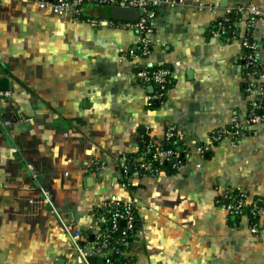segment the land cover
<instances>
[{
  "label": "crops",
  "instance_id": "obj_1",
  "mask_svg": "<svg viewBox=\"0 0 264 264\" xmlns=\"http://www.w3.org/2000/svg\"><path fill=\"white\" fill-rule=\"evenodd\" d=\"M173 1L150 20V53L132 59L124 52L136 34L109 22L108 5L86 3L74 17L37 0H0V78L11 83L0 99L10 122L0 124V264H77L54 212L87 231L112 197L137 210L138 264H264V122H247L252 106L264 112V94L246 90L264 77L243 64L245 37L264 62V21L239 13L215 26L226 9H264V0ZM142 64L172 70L163 100L138 81ZM169 126L183 155L174 170L124 177L122 155ZM234 190L258 214V235L246 218L227 221Z\"/></svg>",
  "mask_w": 264,
  "mask_h": 264
},
{
  "label": "built area",
  "instance_id": "obj_2",
  "mask_svg": "<svg viewBox=\"0 0 264 264\" xmlns=\"http://www.w3.org/2000/svg\"><path fill=\"white\" fill-rule=\"evenodd\" d=\"M180 1V0H179ZM86 2H95L105 5H117L124 7H136L141 11L140 16L136 20H115L109 22L112 25L120 26L122 28L133 31L136 34V43L125 50L124 55L132 59H143L151 51V39L153 28L149 21L155 16L156 10L161 2L174 4L173 0H37L39 8H47L56 16H77ZM235 13H246L249 24L257 20L264 21V9L257 8L253 5L244 7L228 8L225 10V15L232 11ZM219 26L218 30H221ZM215 35H220L219 31ZM264 38V36H263ZM243 47L250 49V53L246 58L244 64L248 70V74L252 76L258 73L259 76L264 77V62L257 59L255 50L257 48V41L252 38L243 39ZM136 77L142 84H151L154 88L151 99L163 100L168 93V85L172 81V70L169 67L162 65H146L142 64L136 71ZM255 88L259 89L261 94H264V87L257 85L254 80H248L246 83V90L251 93ZM9 94L8 90L0 89V99ZM248 123L264 122V112H257L256 106H252L247 116ZM8 120L0 118V124L6 128L9 125ZM238 124L228 131L231 135H238L240 133ZM175 135L173 126H169L163 137L152 144L159 147L161 142L169 141ZM207 148V147H204ZM18 149L14 146L13 152ZM144 151L140 155V162L135 169L136 174H155L160 165L164 162H170L175 159L173 166L180 158L181 153L176 149H157L152 152L151 160H144ZM123 167L126 164L123 163ZM27 168L33 171V166L27 164ZM46 200L50 203V195L42 190ZM245 194L240 193L238 197L228 193L226 196V203L223 204L227 213H237L242 218L248 219L245 209ZM249 212L255 215V209L249 208ZM257 214V213H256ZM93 221L89 230L84 231L73 223H63L72 245L75 249V257L77 264H138L137 258L131 252V247L137 239L138 234V216L135 205L131 201H124L116 197L108 198L99 204L93 210ZM249 222V221H248ZM249 232L253 235H258L260 226L256 223H248ZM91 258H96L98 261L92 263Z\"/></svg>",
  "mask_w": 264,
  "mask_h": 264
},
{
  "label": "trees",
  "instance_id": "obj_3",
  "mask_svg": "<svg viewBox=\"0 0 264 264\" xmlns=\"http://www.w3.org/2000/svg\"><path fill=\"white\" fill-rule=\"evenodd\" d=\"M86 3L98 4L100 6L105 5V4L95 3V2H86ZM84 5H83V7H84ZM82 12H83V8L77 16L82 17ZM236 17H238V15L233 10L230 14H226L223 19H218L215 23V26L216 27L223 26L224 29H226L228 26H231V23L233 22V20ZM149 23H150V21H149ZM244 50H245V55H244V63L243 64H245L246 58H247L248 54L250 53V49L244 48ZM245 70L248 72V70L246 68H245ZM170 86H172V81L168 85V89L170 88ZM173 139H174V137L172 139H170L169 141L163 140L161 142V145L159 147H156V145L152 144L151 138L147 137L146 135H143L139 141L138 150L136 152H128V153H125L122 155L123 158L125 159V164H126V167L121 168L123 176L127 177V176H129V174H131L135 171V169L138 167V164L141 160L140 155L143 151H144V154H143L144 160H151L152 152H154L156 150V148L157 149H176L175 145L172 144ZM181 158L183 159V155L181 156ZM178 160H179V158H177V161ZM173 164L174 163L171 161L170 162H164L160 165V168L165 169L167 171H173L174 170ZM139 174H141V173H139ZM241 192H242L241 190H234L231 192V194L238 197ZM245 201H246V194H245ZM244 207H245L248 215H250V217L248 216V221H249L248 223L249 224L250 223H253V224L258 223V214H256V212H255V215H252L249 212V208H253V207H251L249 204H247V202H245ZM241 219H242V217L240 215H238L237 213H227V221L229 223H232V224L233 223H239L241 221ZM90 261L92 263H94V262H97L98 260L96 258H91Z\"/></svg>",
  "mask_w": 264,
  "mask_h": 264
},
{
  "label": "water",
  "instance_id": "obj_4",
  "mask_svg": "<svg viewBox=\"0 0 264 264\" xmlns=\"http://www.w3.org/2000/svg\"><path fill=\"white\" fill-rule=\"evenodd\" d=\"M107 10L108 17L115 20H136L141 14V11L136 7L108 5ZM10 84L7 79L0 78V89L7 90ZM153 104L157 105L158 101L155 100ZM258 113H260L259 110ZM172 161L175 162V159L173 158Z\"/></svg>",
  "mask_w": 264,
  "mask_h": 264
},
{
  "label": "rangeland",
  "instance_id": "obj_5",
  "mask_svg": "<svg viewBox=\"0 0 264 264\" xmlns=\"http://www.w3.org/2000/svg\"><path fill=\"white\" fill-rule=\"evenodd\" d=\"M95 6L96 7H101L100 5H98V4H95ZM108 6H104V8L106 9ZM42 197H43V199H44V201L48 204V206H49V208L50 209H52L53 208V203H52V201H51V198H50V203L46 200V198H45V196H44V194H43V192H42ZM52 211H53V209H52ZM54 212V211H53ZM54 214L57 216V223L59 224V227H60V229H62V231L64 232V234H65V236L67 237V240L69 241V244L71 245V247L72 248H74L73 247V245H72V241H71V239L69 238V235L67 234V232H66V230L64 229V226H63V223H65V224H69L70 223V221L68 222V221H65L61 216H58V214L56 213V212H54Z\"/></svg>",
  "mask_w": 264,
  "mask_h": 264
}]
</instances>
